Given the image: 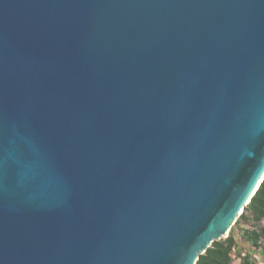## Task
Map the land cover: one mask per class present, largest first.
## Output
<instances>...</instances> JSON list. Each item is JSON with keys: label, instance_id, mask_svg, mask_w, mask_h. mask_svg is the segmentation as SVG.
Returning <instances> with one entry per match:
<instances>
[{"label": "water", "instance_id": "95a60500", "mask_svg": "<svg viewBox=\"0 0 264 264\" xmlns=\"http://www.w3.org/2000/svg\"><path fill=\"white\" fill-rule=\"evenodd\" d=\"M264 179V0H0V264H196Z\"/></svg>", "mask_w": 264, "mask_h": 264}, {"label": "trees", "instance_id": "16d2710c", "mask_svg": "<svg viewBox=\"0 0 264 264\" xmlns=\"http://www.w3.org/2000/svg\"><path fill=\"white\" fill-rule=\"evenodd\" d=\"M239 223L249 224L250 228L244 229L241 236L251 246L261 249L264 254V179L235 225ZM235 247L236 239L232 228L228 237L215 241L199 256L196 264H232V252ZM239 259L240 264H256L250 254H239Z\"/></svg>", "mask_w": 264, "mask_h": 264}, {"label": "rangeland", "instance_id": "374dc122", "mask_svg": "<svg viewBox=\"0 0 264 264\" xmlns=\"http://www.w3.org/2000/svg\"><path fill=\"white\" fill-rule=\"evenodd\" d=\"M235 224L231 227V229L233 228V234L236 239V247L232 252V258H233L232 264H240L239 254L242 256L245 254H250L252 258L256 261V264H264V254L262 250L251 246L241 236L244 229L250 228L249 224L248 223H239L237 225Z\"/></svg>", "mask_w": 264, "mask_h": 264}]
</instances>
